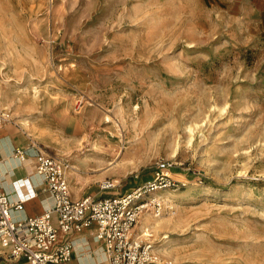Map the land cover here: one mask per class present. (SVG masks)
Masks as SVG:
<instances>
[{
	"label": "rangeland",
	"instance_id": "1",
	"mask_svg": "<svg viewBox=\"0 0 264 264\" xmlns=\"http://www.w3.org/2000/svg\"><path fill=\"white\" fill-rule=\"evenodd\" d=\"M0 101L74 194L170 164L161 264H264V0H0Z\"/></svg>",
	"mask_w": 264,
	"mask_h": 264
},
{
	"label": "built area",
	"instance_id": "2",
	"mask_svg": "<svg viewBox=\"0 0 264 264\" xmlns=\"http://www.w3.org/2000/svg\"><path fill=\"white\" fill-rule=\"evenodd\" d=\"M30 147L34 149L32 157L24 148L14 149L19 161L33 168L25 178L30 192L16 191V199L11 200L0 186V245L11 259H23L28 264H60L73 254L68 237L86 231L101 243L107 264H161L153 252L150 231L137 230L135 225L148 207L155 217L161 214L160 201L153 193L174 184L170 164L158 162L152 179L126 193L111 192L118 181L107 179L100 182V189L109 195L73 199L61 161L33 143ZM25 181L21 184L24 187ZM37 188L48 191L53 204L39 215L14 217V212L23 211L26 199L36 195Z\"/></svg>",
	"mask_w": 264,
	"mask_h": 264
},
{
	"label": "crops",
	"instance_id": "3",
	"mask_svg": "<svg viewBox=\"0 0 264 264\" xmlns=\"http://www.w3.org/2000/svg\"><path fill=\"white\" fill-rule=\"evenodd\" d=\"M15 148H24L29 157H32L34 153V149L29 146V143L24 142V139L20 138L16 132L10 131L8 126L0 127V157L2 159L0 163V186L11 200L16 199V191L23 194H26L27 191L30 192V183L28 185L25 178L30 176L33 170L28 162L19 161L14 154ZM22 181H25V187L21 185ZM31 182L33 183L34 179ZM71 194L73 199L86 196V194H82L79 191L74 194L72 189ZM52 204L51 194L46 190L37 188L36 195L27 198L24 202L23 211L14 212L13 215L16 218L36 216ZM68 239L73 245V254L70 260L63 261L60 264H107L101 243L94 240L86 231L72 234ZM0 264L28 263L23 259H11L0 245Z\"/></svg>",
	"mask_w": 264,
	"mask_h": 264
},
{
	"label": "bare ground",
	"instance_id": "4",
	"mask_svg": "<svg viewBox=\"0 0 264 264\" xmlns=\"http://www.w3.org/2000/svg\"><path fill=\"white\" fill-rule=\"evenodd\" d=\"M1 107H3V103H2V101H0V108ZM3 115H6V113H4ZM44 151V150H43ZM66 173H67V166H64V175H65V178H66V180H67V183H68V186H69V191H70V193H71V189H70V185H69V182H68V179H67V177H66ZM71 196H72V194H71ZM147 226V223H146V221L144 220L143 222H141V224L139 225V227H142V226Z\"/></svg>",
	"mask_w": 264,
	"mask_h": 264
}]
</instances>
